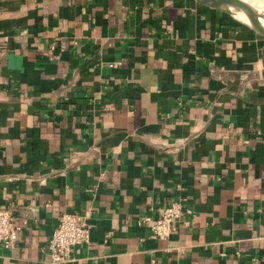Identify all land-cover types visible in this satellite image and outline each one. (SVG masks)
Segmentation results:
<instances>
[{"label":"crops","instance_id":"crops-1","mask_svg":"<svg viewBox=\"0 0 264 264\" xmlns=\"http://www.w3.org/2000/svg\"><path fill=\"white\" fill-rule=\"evenodd\" d=\"M0 208V264H49L62 212L89 233L61 264H264V37L195 0H0Z\"/></svg>","mask_w":264,"mask_h":264},{"label":"built area","instance_id":"built-area-1","mask_svg":"<svg viewBox=\"0 0 264 264\" xmlns=\"http://www.w3.org/2000/svg\"><path fill=\"white\" fill-rule=\"evenodd\" d=\"M190 209L184 207L179 200H171L164 205L157 217L150 222V231L154 237L164 238L173 228V222L183 213H189ZM11 211L0 208V244L11 246L17 239L21 224L11 221ZM144 219H151L145 216ZM89 224L83 213L62 212L56 221L54 228L47 240L49 264H61L70 247L78 245L88 239ZM155 263L154 259L150 264Z\"/></svg>","mask_w":264,"mask_h":264},{"label":"water","instance_id":"water-1","mask_svg":"<svg viewBox=\"0 0 264 264\" xmlns=\"http://www.w3.org/2000/svg\"><path fill=\"white\" fill-rule=\"evenodd\" d=\"M226 12L264 37V0H195Z\"/></svg>","mask_w":264,"mask_h":264}]
</instances>
